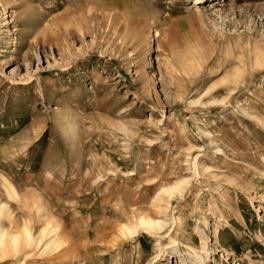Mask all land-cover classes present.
Returning a JSON list of instances; mask_svg holds the SVG:
<instances>
[{"label":"rangeland","instance_id":"374dc122","mask_svg":"<svg viewBox=\"0 0 264 264\" xmlns=\"http://www.w3.org/2000/svg\"><path fill=\"white\" fill-rule=\"evenodd\" d=\"M0 205V264H264V0H0Z\"/></svg>","mask_w":264,"mask_h":264},{"label":"bare ground","instance_id":"6f19581e","mask_svg":"<svg viewBox=\"0 0 264 264\" xmlns=\"http://www.w3.org/2000/svg\"><path fill=\"white\" fill-rule=\"evenodd\" d=\"M175 187V186H174ZM173 187V188H174ZM6 189H7V191H8V193H10V194H14L15 192H16V190H15V188L14 187H11V186H7L6 187ZM182 189H181V185H176V187L174 188V189H171L170 190V192L169 193H171V191H176V192H180ZM168 193V194H169ZM173 194V193H172ZM2 212H3V207H2V205H0V215L2 214ZM140 223H141V225L142 226H144V227H148V228H151V227H153V226H160L161 224L160 223H158V222H155V221H151V220H146V219H140ZM29 229H27V231L25 232L26 233V236L29 238V240H32V242L34 241V239H33V237L31 236V233L28 231ZM128 231V230H127ZM0 238H1V240H4V238H5V236H4V234H0ZM14 241H17L18 240V236H14L13 238H12ZM14 243H17V242H14ZM205 246H206V243L204 244ZM205 246L203 247V249L205 250ZM199 257V259H204V258H201L202 257V255H200V256H198ZM197 262V261H196ZM197 264V263H196ZM201 264V263H200Z\"/></svg>","mask_w":264,"mask_h":264}]
</instances>
